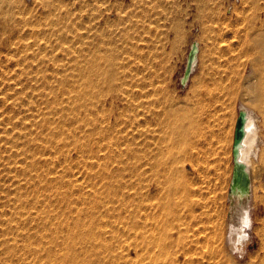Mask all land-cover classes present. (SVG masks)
<instances>
[{
    "label": "rangeland",
    "instance_id": "1",
    "mask_svg": "<svg viewBox=\"0 0 264 264\" xmlns=\"http://www.w3.org/2000/svg\"><path fill=\"white\" fill-rule=\"evenodd\" d=\"M128 1H112L114 5L116 2L126 4L124 6L127 9L128 21H125V30L127 29L126 41H128V45L125 46L134 47L135 50L140 46V49L145 48L143 61L147 63L150 58L158 68L155 67L152 70L155 95L151 97V100L160 115L159 123L155 128L158 130L160 147L162 146L164 150V154L160 158L162 162L161 177L157 191L156 210L158 220L154 236V240H158L156 242L159 244V248L151 255L149 252L146 253L145 241L138 224L136 225L139 214L137 208L138 132L136 117L133 122L135 126L132 128L128 123L123 126L125 128L121 125L119 126L120 130L117 128L118 131L123 128L122 135L126 130L124 135L129 136L128 143L126 142L128 145L124 143L128 137L123 135L126 139L123 140L124 142L122 141L121 146L124 150L129 148V152H127L128 149L122 152L121 146H116L117 148L114 146L113 150L116 149L117 152H112L113 157L109 151H107L109 154L105 150L99 152V145L96 141L95 143L94 141L82 143L84 149H91L95 152L94 155L97 154L101 160L94 155L81 157L78 153L81 144H78L74 136H67L66 134L53 136V133L55 134L53 128L55 131L57 130L54 127L57 116L49 113L52 110L51 106L44 104L46 99L38 95L44 91L42 88L44 83L42 79L45 78L43 74H47L49 79L51 76L61 77V75L52 74L53 67H55L53 62L47 61V64L42 62V57L45 54L49 53V56H58V58L63 55L60 47L56 43L48 41V38L42 34L44 30H48V24L51 23V21L48 22V18L45 19L43 16L44 5L49 3L53 8L59 5V0H21V8L14 6L13 13L19 27L25 26L20 29L21 33L16 31L14 35L22 37L19 43L27 46V53L30 56L35 54L36 59H30L25 64L21 62L22 64L20 63L17 67L12 64L11 70L9 68L10 71L14 68L11 78L9 80L0 78V88H2L0 89V121L4 124L1 125L2 130L0 128V132L6 128L9 131V136L12 137V141L16 142L11 141L12 144L9 143V147L6 148L8 141L6 143L0 141V176H8V178L0 177V183L2 182L0 186L3 185L1 188H4L5 184L8 186L10 183L4 184L3 182L12 180L13 175H20V173L13 172L10 176L9 167L11 166L14 171L17 168L19 171L25 163L24 159H26L25 164H28V169L35 181L42 180L43 182L42 185L37 182L41 189L37 184L35 185V182L32 185H35L34 187L27 185L29 191L23 190L24 193L19 191L17 193L11 190L10 196L5 190L6 197L4 192V196L2 195L3 189L0 188V205L3 208L1 209L0 206V264H7L8 259L11 260L8 256L12 257L15 252H17L15 260H20V262L13 260V257L12 260L15 262L12 263L11 261L10 264H29L30 261L33 264H38V262L39 264H49L51 261V264H55V258L58 260L56 264H59L65 258L60 256L53 257L54 259L43 256L41 258L29 252L28 257L26 256L28 253L24 255L25 250L29 251L27 249L29 243L33 247H38L34 246L37 241L32 239L36 233L38 234V231H42L41 221L38 220L30 221L32 223L28 222L29 228L25 227L27 224L23 226L26 235L28 233L29 235L30 233L33 234L32 237L30 236L31 240L27 238L28 241L15 240L18 245H16L17 243L13 244L18 249L17 247L14 248L17 250L13 254L8 250L9 247L13 246L11 243L14 239L12 238L13 235H10L12 230H8L9 233L6 227L14 228L15 222L19 218L15 216H19L21 212L29 211L25 216L27 215V218L32 217L31 215L34 214L32 212H35L33 206L35 197H37L36 193L39 190L42 192L39 191L38 195L43 194L42 198L44 196L45 201L48 240L55 238L58 242L56 244L57 249L63 252L71 247L78 264H264L263 146L259 160L254 163L255 170L261 176H257L255 183V200L250 210L251 219L254 222L252 221L251 225L246 228L245 234L249 235V239L248 246L245 245L244 252H241L243 254L231 247V223L229 219L230 184L233 173L232 145L239 108L245 104L253 110L256 109L255 111L260 113L262 119L264 118V113H262L264 110V88L262 86V83L264 84V0ZM84 9L86 11L83 13V18L87 21L89 17L88 7ZM148 42L150 46H148ZM198 42L201 46L199 66L190 81L182 86L181 80L185 71L187 52L194 43L197 44ZM163 43L165 44L163 45ZM131 44L132 46H130ZM33 45L35 46L33 47ZM51 45L54 48H51ZM45 46H48L47 52L42 50ZM155 51L157 55L154 57ZM162 53L163 56H161ZM138 54L139 51L137 54L135 53L136 57ZM56 63L57 65L62 64L61 61L57 60ZM18 70H28L30 79L41 81H27L30 80L26 77L27 74H16L15 72ZM9 85H13L14 88L18 86L16 89L23 90L22 93L13 96L14 93L9 89ZM32 94L35 96L32 106L39 101L40 107L45 112L49 122H43L44 119L46 121L43 115L40 117L33 113L36 117L33 116L34 119L30 114L27 115L29 118L25 120V123L29 127L22 131L26 137L19 138L20 132L18 130L23 126L18 122L27 112L25 111L26 108L13 105H15L16 98L27 101L26 95ZM37 98L39 100H36ZM51 98L49 97V100ZM169 112L171 113L170 127L173 143V145L171 144V153L168 152L167 137ZM30 120L37 124L33 126ZM261 126V134L264 136V122L261 123ZM62 128L68 129V126ZM113 138L116 139L118 136ZM97 145L98 152L96 153ZM16 150L18 153L20 151L22 156L24 153V156L22 157L20 153L17 154ZM21 150L24 152L22 153ZM119 151L122 155L118 154ZM64 153H68L67 156ZM103 153L106 154L107 159L104 158L105 154L103 155ZM167 154L175 155L173 156L175 159L169 158L170 155L167 156ZM10 156L12 158L9 160ZM6 158L8 159L6 160ZM22 160L24 161L23 164ZM170 166L175 171L170 175L171 179H168ZM20 178V176L17 177V179ZM25 182V180L22 181L24 184ZM30 191L31 194L34 192L35 197H33L34 194H30ZM35 191L37 192L35 193ZM15 196L16 198L19 197V200ZM25 198L27 199L24 200ZM20 202L21 204L24 203V206ZM5 203H10L9 207L13 209H8V204ZM29 205L30 208H28ZM17 207L19 209L21 207V209L19 210ZM22 207L25 208V211ZM15 208H17L16 213ZM7 213H10L13 218L10 214L7 216ZM21 220L19 218L18 222ZM3 221L8 223L3 224ZM31 225L32 228L30 229ZM37 228L38 230H35ZM28 229L32 232H28ZM74 234L76 238L71 239ZM77 234L82 235L81 238H78ZM22 241L27 242L28 245H24L25 242L22 245ZM7 242H10V245H7ZM6 247L8 251H6ZM19 248L24 250H19ZM25 256L29 258H24L26 261L23 259ZM34 256L38 257L37 259L40 261L37 262ZM20 257L22 258L20 259ZM59 259H61L60 262ZM27 260L30 261L27 262ZM64 262L70 264L67 259L66 261L63 260L62 263Z\"/></svg>",
    "mask_w": 264,
    "mask_h": 264
},
{
    "label": "bare ground",
    "instance_id": "2",
    "mask_svg": "<svg viewBox=\"0 0 264 264\" xmlns=\"http://www.w3.org/2000/svg\"><path fill=\"white\" fill-rule=\"evenodd\" d=\"M112 1L113 0H88V1L87 0H80V1L79 0H59V2H58L59 5H57L56 7L52 8V6L49 3H46L44 5L45 10L43 11V16L45 17V19L48 18V22L51 21V23L48 24V27H49L48 30H44L42 34H44L48 38L47 39L48 41L56 43V45L58 47H60L63 55L61 56V58H58V56H49L48 55L49 53L43 55L42 62L43 63H46L47 61L53 62L55 64L56 68L53 67L54 70H52V74L53 75H61V77L51 76V78L49 79L47 74H43V76L45 77L42 79L44 81V83L42 81V83H43L42 88L44 91L42 94H39L38 96H41V98L44 97V99H46V102H44V104L50 105L51 109H52L49 113L52 114L53 116H57V120L54 121V123H56V125H54V127L57 130L55 131L53 128V132H55V134L53 133V136H57V134L58 135H60V134L65 135L66 134L67 136H70V135L74 136L75 139L77 140L78 144H81V147H79V152H78L81 157H85L87 155L92 156L95 154V152H93L91 149L90 150L84 149L82 147V143H85L86 141H94V143L96 141L99 145V150H100L99 152H101V150H105V152L109 151L111 153L114 151L113 150L114 146L115 147L121 146L122 141L124 139H126L127 137H128L126 139L127 141H125V142L123 141V142L128 143L129 136L124 135L126 130L123 133V135L126 138L122 135L121 132L124 131L123 128H125V127H123V126H126L127 123L129 125H131V127L128 125L130 128L135 126L134 125L135 123H133V122L135 121V117H136V119H137L136 120V122H137L136 127H137V132H138L137 133L138 134V154H137V159H136L137 160V165H136L137 170L136 169L135 170L137 171V179H138L137 208H138V212H139L138 219H137L138 222L136 223V225L138 224V226L140 228L141 235L143 237V240L145 241L144 247L146 248L145 250H147L146 253L149 252V254L151 255V253H155L156 249L159 248V244L156 242L158 240L155 241L154 236H155L156 227H157V220H158L156 218V210H157V196H158L157 191L159 190V178L161 177V163L162 162H161L160 158H161V155L164 154V150H163L162 146L160 147L161 144H159V139H158L159 137L157 134L158 130H156V128H155L159 123L160 115L156 111L155 106L153 104V101L151 100L152 99L151 97H153L155 95V93H154V91H155V89H154V78H153V71L152 70L155 67H156V69H158V68L154 64V61H152L150 58H149V62H147V63L143 61V59H145L143 57L144 53L146 52L145 48L140 49L141 46L139 45L140 48H137L135 50L134 47L128 48V46H125L126 44L128 45V43H127L128 41H126L127 40L126 39L127 38L126 37L127 29L125 30V24H126L125 21H128L127 20L128 17L126 14L127 9L124 6L126 4L123 5L122 3L116 2V4L114 5L112 3ZM122 1H124V0H122ZM131 1H134V0H131ZM20 4H21V0H0V71H1L0 74L2 75L0 78L3 77L2 79H4V80H9V78H11V73L14 69L13 68L12 71H10L11 70L10 66L12 64L14 67L15 66L17 67L21 62L25 64L30 59H34V58L36 59V57L34 56L35 54L34 55L32 54L30 56L27 53V46L21 45L19 43V41H21L22 37H19L20 35L17 37L14 35V32H16V31L19 32L20 29H22V27L25 26L24 25L22 27H19V24L16 23L17 20H15V18H14L13 7L14 6L20 7ZM36 4H37V1H36ZM33 7H34V4H33ZM37 7H38V4H37ZM86 7H88L87 12H89V17L87 18V21H85L83 18V13H84V11H86V9H84V8H86ZM39 8H40V6H39ZM142 12H143V10H142ZM19 13L21 14L22 11ZM37 15H39V14H37ZM140 16H141V14H140ZM40 18H41V16H40ZM134 18H135V16H134ZM33 22L36 23V21H34V20H33ZM137 31H138V29H137ZM19 33H21V31ZM23 35H25V34H23ZM40 40H42V39H40ZM143 40H144V38H143ZM35 42H36V40H35ZM38 43L40 44V42H38ZM135 43H136V41H135ZM42 44H43V42H42ZM148 44H149V42H148ZM164 44L165 43H163V45ZM52 45H51V48H54V47H52ZM154 45H155V43H154ZM34 46L35 45H33V47ZM130 46H132V44ZM148 46H150V44ZM29 47H31V46H29ZM161 48H159V49H161ZM31 49H32V47H31ZM47 49H48V46H45L42 50L47 52ZM154 49H155V46H154ZM193 49H194L193 58H192V61L190 62L188 67H187V59H188V54H189L191 48H189L187 55H186V63H185V69L187 67L186 76L184 75L185 71L183 73V77H185L184 81L186 83L190 81L191 77L196 72V70L199 66V60L201 57V55H200L201 54V46H200L199 42L193 46ZM150 50H151V48H150ZM32 51H34V49H32ZM138 51H139V54H138V57H136L135 53L137 54ZM150 55H151V51H150ZM156 55H157V52L155 51V54L153 56L155 57ZM163 55L164 54L162 53L161 56H163ZM3 57H5V60H3ZM141 57H143V58H141ZM135 59H137V60H135ZM56 60L61 61L62 64L57 65ZM153 60H155V59H153ZM155 61H157V60H155ZM159 61H161V60H159ZM9 68H10V70H9ZM15 73L16 74H27L26 77H28V78L30 76L28 70H23V71L18 70ZM263 76H264V73H263ZM31 80H34L36 82L41 81L39 79H33V78L30 80H27V81H31ZM17 82H18V80H17ZM15 84H17V83H15ZM26 85H27V83H26ZM12 86L9 85V89L13 91V93H14L13 96H16V95H19V93H22L23 90L20 91L18 88L16 89V87H18V86H16L15 88ZM262 86L264 88L263 83H262ZM0 87H1V85H0ZM0 89H2V88H0ZM45 91H47V92H45ZM260 94H262V93H260ZM26 96H27V101H26V99L16 98V101L14 100L15 105H13V106L21 107L23 109L26 108L25 111L27 112V114H24L23 118H21L20 121L18 122V123H20V125L23 126V128L21 127V129L18 130L20 132L19 138L26 137V135L22 134V131L29 127V125L26 126L27 124L25 123V120L29 118V116H27V115L30 114V116H32L33 119H34L36 114H37V116L43 115L44 118H46V121H44L45 120L44 119L43 122H45V123L49 122L45 112L40 107L39 101L36 102L34 106H32L33 105V99L35 98V96H33V94L32 95H26ZM49 97H52V98L49 100ZM261 97H262V95H261ZM36 100H39V99L37 98ZM42 101H43V99H42ZM255 110H253L252 108H250L249 106H247L245 104H242L240 106L238 112L241 111L244 114V122H245L244 123V138H243L242 142L240 143V145L238 146V148L235 152V155L233 154V145H232L233 170L235 168V165H237L238 170H239V182H238L237 186L235 188H233V191L232 192L230 191L231 193H230V197H229V200H230V206H229L230 207V210H229L230 211L229 212L230 218L229 219H230V223H231V226H230V235H231L230 240L231 241L230 242H231V247L234 248L235 250L240 251V248L243 247L241 252H244V250H245L244 246L245 245L248 246L249 235H246L245 231H246V228H248L247 226L251 225V223L253 221L251 219L250 210L252 208L253 201L255 200L256 179H257V176H259V177L261 176V174L257 173V171L255 170L254 163H255V161L259 160L260 152H261V150L263 151V147H264V136H263V134H261V131H262L261 123L264 122V118L262 119L260 113H258ZM20 112H21V110H20ZM262 113H264V110L262 111ZM20 114H18V115H20ZM53 116H52V118H53ZM170 117H171V113L169 112V117L167 118V120H168V122H167V126H168L167 137H168V146H169V147L168 146L167 147H168L169 153H171V150H172L171 144L173 145V143H172V129L170 127V125H171V118ZM30 122H31V124L33 123V126H34V124H37V123L32 122V120H30ZM1 125H4V124H2V121H0V128H1ZM120 125L123 128L121 127L122 128L121 131H118V129L120 130V127H119ZM65 126H68V129L62 128ZM127 127H126V129H127ZM1 130H2V128H1ZM0 133H1V135L3 133L2 137L0 135V141L1 142L5 141V143H6V141H8L6 148L9 147L8 146L9 143L10 144H12V142L16 143L15 141H12V137L9 136V131L6 128H3V131ZM119 134H121V135H119ZM127 134H128V131H127ZM115 136H118V138H116V139L113 138ZM108 140H109V142H108ZM100 141H101V143H100ZM103 142H105V143L103 144ZM124 143H123V145H125ZM102 144L104 147L102 146ZM16 145H15V147H16ZM22 145H23V143H22ZM24 145L26 147V142L24 143ZM24 145H23V147H24ZM98 145H97L96 153L98 152L97 151ZM13 146H12V149L14 148ZM122 147L123 146H121V148ZM17 148H18V146H17ZM21 149H22V147H21ZM127 149H128V151H127ZM127 149H125V150L127 152H129L130 149L129 148H127ZM8 150H10V149H8ZM17 150L15 152L17 154H19L20 151L18 153ZM22 150H24V149H22ZM22 150H21V152H22ZM121 150L123 152L124 149L122 148ZM115 151H116V149H115ZM115 151H114V153L117 152V151L116 152ZM12 152H13V150H12ZM109 152H107V153L109 154ZM2 154H3V152H2ZM67 154L64 153L65 156H67ZM104 154L105 153H103V155ZM118 154L122 155V153L120 151L118 152ZM125 155H126V153H125ZM168 155H170V156H168ZM2 156L4 157V155H2ZM11 156H12V154H11ZM11 156H10L9 160L12 158ZM15 156L17 157L18 155H15ZM21 156H22V154H21ZM23 156H24V153H23ZM96 156H97V154L94 155V157H96ZM104 156H105L104 158L107 159L106 154ZM112 156H113V153H112ZM167 156L169 158L171 157V159H172L173 156H175V155L172 156L171 154H167ZM108 157H109V155H108ZM116 157H117V155H116ZM98 158L100 159V157H98ZM7 159L8 158H6V160ZM27 159H28V157H27ZM173 159H175V157ZM20 160H21V158H20ZM20 160H18V161L20 162ZM24 161H25V163L27 162L26 159H24ZM24 161L22 160V164L24 163ZM116 161H118V160H116ZM120 161L121 160L119 158V162ZM25 163L20 168L19 171H17L18 170L17 168L14 171L11 166L9 167L10 171H11V173H9L10 171L7 172V173H9V175L13 174V172L18 173V174L20 173V175H17V174L16 175H17V177L20 176L21 178L17 179L16 175H13V177H11L12 180L8 179L9 181H4L3 182L4 184L6 182L10 183V184L8 186H6L7 184H5L4 188H1L3 185L0 186V188L3 189L2 195H3V192L5 190H7L6 192H8V194L10 193L11 190L14 192L19 191L20 193H22L23 190L25 191V190L29 189V188L27 189V185L32 186L33 183L36 182L34 176L32 175V173H30V171L28 169V166H27L28 164L26 165ZM171 166L169 167L171 169L169 170V175L167 177L168 179H171L170 175H172L175 171V170L173 171ZM87 167H89V166H87ZM9 168H8V170H9ZM2 176H0V177H2ZM10 176H12V175H10ZM10 176H9V178H10ZM14 176L16 177V179H13V178H15ZM23 176H24V179H23ZM3 177H6V176H3ZM6 178H8V176ZM232 178H233V173H232V177H231V183H232ZM24 180L26 181L25 184L22 183V181H24ZM37 182L35 183V185L37 184ZM42 182L43 181L40 180L38 183L41 184ZM39 184H37V186ZM245 185H247V188L245 187ZM31 186H28V187H31ZM34 186H32V187H34ZM38 187H35V188H38ZM13 188H14V190H13ZM32 189L35 190L34 188H32ZM39 189H41V187H39ZM175 190H177V189H175ZM31 191H30V194H31ZM39 191H41V190H39ZM36 192L37 191H35V193ZM38 192L36 193L37 197H35L34 192L32 193V194H34L33 197L36 198V200L34 199L35 204L33 206L35 208V212H32L35 214V216H33L34 214H32L31 218L30 217L27 218L26 217L27 215L25 216V214H28L29 211L21 212V213H19V216H15V217H19L22 219L20 222H18L19 218H17V221H16V218L14 217V220L16 221L15 222L16 226L13 224L14 228L8 227L9 228L8 229L5 226L7 231L12 230V234H10V235H13L12 238L14 239V241H12L11 244L17 243L16 245H18V242H15V240L16 241H20V240L26 241L27 239L31 240L30 236L32 237L33 234L30 233V235H29V233H28L27 234L28 236H27L23 231L24 230L23 226L30 221L34 222V221L38 220V221H41L42 231H38V234L36 233L32 237V239L34 238L37 241L36 243L38 244L37 245V244L33 243L34 246L36 245L38 247H33V245L31 243H29V245H28V244H26L27 242L22 241L21 244L23 245V242H25L24 245H26V246L28 245L27 249L29 250V251L25 250L24 251L25 253L23 252L24 255L29 252L32 255H38L41 258L48 257V259L56 257V256L57 257L60 256L61 258L65 257V258H63V260L66 261V259H67V262L69 261L68 263H70V264H78L77 259L74 256V253H73L71 247L68 248V250L66 252H63L62 250L57 249L56 244L58 242L56 241L55 238H52V240H48L49 236L47 237V235H46V219H45L46 214H45L44 196L42 198L43 194L38 195ZM26 193H27V191H26ZM6 195H7V193H5V197H6ZM9 196H10V194H9ZM33 197L31 196L32 199H33ZM15 198H16V196H15ZM20 198L22 199L21 195H20ZM1 199L4 200L5 198H1ZM16 199L19 200V197H17ZM26 199L27 198H25L24 200H26ZM5 200H7V199H5ZM10 201L13 202V200H10ZM31 203H32V201H31ZM9 204H8V209H11L12 207L10 208ZM20 204H21V202H20ZM23 204H21V205L24 206ZM28 204H30V203L28 202ZM2 205H4V204H2ZM11 206H12V204H11ZM13 206H16V205H13ZM17 208L19 209V207H17ZM17 208L14 209L15 213H16ZM28 208H30V205ZM40 208H41V211H40ZM1 209H3L2 206H1ZM20 209H21V207H20ZM19 210H18V212H19ZM23 210L25 211V208H23ZM23 210H21V211H23ZM1 211H3V210H1ZM5 211H7V210H5ZM63 212H64V210H63ZM11 213L13 214L14 212L12 211ZM8 214H10V213H7L6 215L9 216ZM30 214H31V211H30ZM10 216L13 218V216L11 214H10ZM4 218H7V217H4ZM9 221H10V219H9ZM4 223H8V222L3 221V224ZM30 223H32V222H30ZM28 224L25 227H28ZM34 224H36V223H34ZM34 226H33V228H34ZM31 228H32V225H31L30 229ZM35 230H38V228ZM136 231H137V229H136ZM25 232H26V230H25ZM28 232H32V231L28 229ZM33 233H35L34 230H33ZM10 235H9V237H10ZM81 236L82 235L77 234L78 238H81ZM75 238H76L75 234L71 236V239H75ZM91 239H92V237H91ZM10 241H11V239H10ZM9 243L7 242V245H10ZM16 247L13 244V246H11V248L9 247V249H8L9 252H12V254H13V252H15L18 249V247H17V249H14ZM22 248H24V247H22ZM22 248H19V250H21ZM8 250L6 247V251H8ZM22 250H24V249H22ZM89 250H90V248H89ZM20 252H22V251H20ZM88 252H90V251H88ZM16 253L17 252H15V254ZM29 253H28V255L26 254L27 257L29 256ZM12 254H10V255H12ZM15 254L12 257L7 255L9 258H11V260L8 259L7 264L9 262L11 263V261H12V263H14L17 260V259L15 260V256H16ZM18 254H20V253L18 252ZM21 256H23V255H21ZM26 256L23 257V259L24 258L29 259ZM152 256H154V255H152ZM13 257H14V259H13ZM21 258L22 257H20V259ZM34 258H36V257L34 256ZM12 259L15 261H13ZM50 260H52V259H50ZM60 260L61 259H59V262H60ZM63 260H61V261L63 262ZM143 260H145V259L143 258ZM28 261H30V260H27V262ZM36 261L38 262L40 260L37 259ZM56 261H58V260L55 258V264H56ZM16 262H20V260H17ZM51 262L49 264H51ZM59 262H57V263H59ZM62 262H60V263H62ZM22 263H24V262H22ZM30 263H32V261H30ZM46 263H48V262L46 261ZM64 263L66 264V262H64ZM64 263H62V264H64ZM38 264H39V262H38Z\"/></svg>",
    "mask_w": 264,
    "mask_h": 264
},
{
    "label": "water",
    "instance_id": "3",
    "mask_svg": "<svg viewBox=\"0 0 264 264\" xmlns=\"http://www.w3.org/2000/svg\"><path fill=\"white\" fill-rule=\"evenodd\" d=\"M194 45H195V43L192 45L191 50L188 54L187 67L189 66V64L193 58V53H194L193 46ZM187 67L185 69V74H184L185 76L187 74ZM184 78L185 77H183L181 80L182 86H184V84H186V82L184 81ZM244 123H245L244 122V114L240 111L238 113V118H237V122H236V126H235L234 143H233V154L234 155H235V152H236L238 146L240 145V143L242 142V140L244 138ZM238 182H239V170H238L237 165H235V168L233 170L232 183H231V187H230L231 192L233 191V188H235L237 186ZM245 187L247 188V185H245Z\"/></svg>",
    "mask_w": 264,
    "mask_h": 264
},
{
    "label": "built area",
    "instance_id": "4",
    "mask_svg": "<svg viewBox=\"0 0 264 264\" xmlns=\"http://www.w3.org/2000/svg\"><path fill=\"white\" fill-rule=\"evenodd\" d=\"M246 247V246H245ZM240 252V254H243V253H241V251H239Z\"/></svg>",
    "mask_w": 264,
    "mask_h": 264
},
{
    "label": "crops",
    "instance_id": "5",
    "mask_svg": "<svg viewBox=\"0 0 264 264\" xmlns=\"http://www.w3.org/2000/svg\"><path fill=\"white\" fill-rule=\"evenodd\" d=\"M239 113V112H238ZM238 118V117H237ZM235 134V133H234ZM233 143H234V141H233Z\"/></svg>",
    "mask_w": 264,
    "mask_h": 264
}]
</instances>
